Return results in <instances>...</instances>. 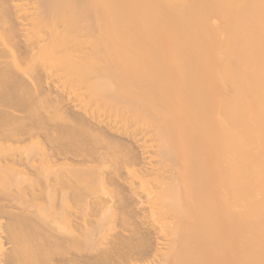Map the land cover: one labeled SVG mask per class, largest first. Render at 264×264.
<instances>
[{
	"label": "bare ground",
	"instance_id": "bare-ground-1",
	"mask_svg": "<svg viewBox=\"0 0 264 264\" xmlns=\"http://www.w3.org/2000/svg\"><path fill=\"white\" fill-rule=\"evenodd\" d=\"M0 264H264V0H0Z\"/></svg>",
	"mask_w": 264,
	"mask_h": 264
}]
</instances>
